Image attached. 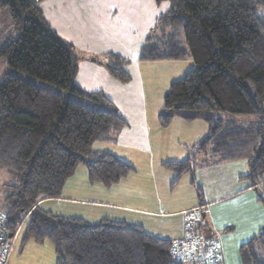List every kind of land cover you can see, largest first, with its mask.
Here are the masks:
<instances>
[{"label":"trees","instance_id":"1","mask_svg":"<svg viewBox=\"0 0 264 264\" xmlns=\"http://www.w3.org/2000/svg\"><path fill=\"white\" fill-rule=\"evenodd\" d=\"M40 2L0 0V9L7 12L18 33L0 44V58L63 91L105 98L102 92L89 94L74 84L78 54L51 28ZM155 2H167L168 8L145 37L138 60L191 58L194 63L169 84L160 124L167 125L173 112L186 120L203 112L263 114L264 0ZM101 64L113 79L130 80L125 57L108 52ZM204 118L206 135L187 146L183 160H167L162 166L175 173L173 183L188 173L203 203L193 177L196 167L245 161L244 178L264 211V120ZM126 125L116 109H92L14 75L0 78V168L14 178L6 185L0 213L8 231L20 226L22 247L29 240L51 242L55 264L185 263L171 254V239L152 235L140 225L112 219L90 222L56 215L38 205L44 199L58 198L79 164L85 166L91 183L104 186L133 172L129 163L93 147L95 142H114ZM200 220L195 231L218 243L224 264L221 245ZM238 252L242 264H264V225Z\"/></svg>","mask_w":264,"mask_h":264},{"label":"crops","instance_id":"2","mask_svg":"<svg viewBox=\"0 0 264 264\" xmlns=\"http://www.w3.org/2000/svg\"><path fill=\"white\" fill-rule=\"evenodd\" d=\"M39 6L56 34L75 48L78 59H82L80 67L83 69H93L96 61L104 58L108 52L131 58V62L135 60V63L129 61L130 66L142 65L147 70L154 66L155 63L139 61L137 57L148 32L154 27L157 18L167 10V2L41 0ZM137 38H143L140 44L136 42ZM104 71L101 68V72ZM105 76L110 80L108 73ZM143 79L148 82L152 78L148 74L143 78L139 72V83L133 88L135 93L122 92L117 96L116 99L130 103L129 108H116L127 125L121 129L114 142H101L97 150L109 152L134 168L133 172L117 183L134 176L144 191L140 195L131 191L130 199L121 198L125 188L104 191L101 183L88 181L87 170L83 165L66 180L58 198L44 199L38 205L56 215L90 222L112 219L137 224L152 235L171 240L186 234L185 212L202 206L205 231L214 235L221 245L224 264H242L238 252L240 245L250 240L264 225L263 207L256 191L244 178L248 172L247 163L235 161L196 167L193 177L195 184L201 188L203 203L199 202L188 173H185L188 175L185 182L190 180V183L183 185L186 191L181 193V199L163 200L161 195L164 192L156 189L165 187L164 180L171 176L162 163L183 160L188 154L187 146L198 139L193 137L186 141L183 144L186 149H170L166 151L167 155L159 156L162 153L160 145L154 148L155 142L159 141L157 134L160 130L155 118L161 106L155 108L148 105L149 100L142 88ZM113 100L116 101L115 98ZM206 125H201V129L196 132L207 133ZM151 134L156 137L154 144L151 143ZM169 153L173 158H168ZM156 172L161 174L160 179H157ZM78 173L80 175L76 177Z\"/></svg>","mask_w":264,"mask_h":264},{"label":"rangeland","instance_id":"3","mask_svg":"<svg viewBox=\"0 0 264 264\" xmlns=\"http://www.w3.org/2000/svg\"><path fill=\"white\" fill-rule=\"evenodd\" d=\"M7 15L8 14L6 11L0 9V44L9 36H16L18 34L12 29L13 28L12 23L10 22L9 17ZM142 40L143 38L139 40L137 38L136 42L140 44ZM101 60L103 61L104 58H101ZM130 60L131 58L128 59V61ZM81 61L82 59L79 57L78 59L79 69L77 65L78 71L76 72L77 75L74 78V84L81 91L89 94L102 92L105 98L103 99L101 97L90 98L85 95L63 91L57 87L50 85L46 81H43L26 72H22L8 66L6 62L1 58H0V78L4 74H8L12 76L14 75L38 87L49 89L53 92H59L63 94L65 97L75 100L92 109L110 110V108L116 109L117 107L123 109L129 108L128 106L130 105V103L127 101H120L119 99H116L117 96L119 94H122V92H127L130 94L135 93L133 88H135V86L139 83L140 80V79L138 80L139 72L142 73L143 78H145L147 74L151 75L152 79L148 80V82L145 79H143L142 88L145 92L144 95H146V98L149 100L148 101L149 106L153 105L155 106V108L157 106L158 108L159 106H161L159 108V111L157 109L156 111L157 118H155V122L157 123V126L158 125L160 126V127L158 126L160 130L157 134V138L159 139V141H156L155 135L151 134V143L154 144V138L156 141L154 148L157 149L160 145V149H161L160 152H162L159 155L160 157L167 155L168 153H166V151H169L170 149H186L185 148L186 145L183 144H186V141L191 140V138L193 137L196 138L195 140H197L205 136L206 135L205 132L204 133H202V131H200V133L196 132L198 129H201V125L204 124L206 125V121L204 118L205 116L208 117L210 116L212 118H220L222 120H234L237 122L264 120V115H263L264 113L263 114L260 113L258 115L256 114L251 115V114H234V113H225V112H203L200 114L201 115L200 118L198 116L196 117V119L186 120L184 119V117L180 116L176 112H173L170 122L167 125H161L159 122V114L162 113L163 110L162 108L163 96L167 92L169 84L172 81L182 77L188 70L194 67V63L191 58H186L181 61H171V60L147 61V62L155 63L153 64L154 66L150 67V69L148 70L142 65L135 67L134 64L130 66L129 63V68L126 67V69L129 72L131 78L129 81L126 82L118 81L116 79L114 80L112 79V77L110 78V80H107V76L105 75H107L108 72L101 64L102 61H100V63L97 62L93 69H83L82 67H80ZM134 61L133 62L130 61V62L135 63ZM101 68L105 71L101 72ZM145 81L148 83V85L145 84ZM114 98L116 101L113 100ZM152 112L155 113V111ZM202 118L204 120H202ZM195 136H199V137H195ZM99 145H101V142H95L93 144L94 149H97ZM170 153L168 158H173V156H170L171 155ZM82 166L83 164H79L76 170L81 169ZM165 169L168 175H170L171 177L167 176V178L164 180L165 187L163 188L158 187L156 190L164 192V195H161L163 200L168 199V201H177L178 199H181L180 198L182 195L181 193L186 191V188L183 185H185L186 183L185 178L188 177V175L187 174L181 175L177 179V181L173 183V181L176 179V176L174 178L175 173L170 169L167 168ZM156 174L158 176L157 179H160L161 174H158V172H156ZM79 175L80 174L78 173L76 177H79ZM168 178L171 179L170 181L167 182ZM190 180L186 184H189ZM13 182H14L13 176L6 169L0 168V210L4 209V197L6 194L5 191L6 185L11 184ZM113 185L110 186L103 185L101 186V188L104 191L117 189L118 187L125 188L126 190H123V194L121 195V198L123 199H130L131 191L136 192L137 195H140L144 191L141 188L138 180L134 176H129L128 178L122 180L121 182ZM147 186L145 185V187ZM84 192L82 193L84 194ZM21 238H22V233L20 232L16 238L14 248L11 253L8 264H55V254L51 242L46 241L44 243H35L34 241L29 240L22 247ZM184 264H190V263L185 262Z\"/></svg>","mask_w":264,"mask_h":264},{"label":"built area","instance_id":"4","mask_svg":"<svg viewBox=\"0 0 264 264\" xmlns=\"http://www.w3.org/2000/svg\"><path fill=\"white\" fill-rule=\"evenodd\" d=\"M202 210V206H196L185 212L186 234L171 240V254L175 259L191 264H222L218 243L195 231ZM19 229L20 226L14 232L8 231L5 216L0 213V264H8Z\"/></svg>","mask_w":264,"mask_h":264}]
</instances>
